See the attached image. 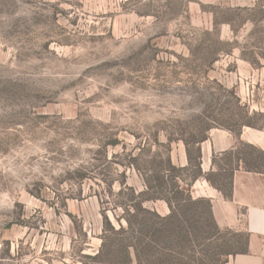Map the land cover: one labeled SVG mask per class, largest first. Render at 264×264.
Returning <instances> with one entry per match:
<instances>
[{
  "label": "rangeland",
  "instance_id": "obj_1",
  "mask_svg": "<svg viewBox=\"0 0 264 264\" xmlns=\"http://www.w3.org/2000/svg\"><path fill=\"white\" fill-rule=\"evenodd\" d=\"M245 124L264 132V0H0V264H106L89 258L104 217L125 226L150 162ZM211 162L225 186L264 173V150L238 141ZM205 203L186 264L246 241Z\"/></svg>",
  "mask_w": 264,
  "mask_h": 264
},
{
  "label": "trees",
  "instance_id": "obj_2",
  "mask_svg": "<svg viewBox=\"0 0 264 264\" xmlns=\"http://www.w3.org/2000/svg\"><path fill=\"white\" fill-rule=\"evenodd\" d=\"M252 127L250 124H245ZM207 139L202 136L196 139L191 136V141L185 140V146L188 157V166L181 167L175 165L170 156L159 159V162H150V174L142 178L144 190L139 192L134 198L138 199L131 204V211H125V226L120 225L118 228L104 217L103 220V237L98 251L91 260L103 262L106 264H186L192 261V256L185 254L186 244L191 242L190 237L196 235L192 233L185 224L194 227L193 223H198L200 214H196L199 205L206 202L209 220L212 222V229L219 232L211 214L210 201L202 198L193 199L190 194V188L199 178H205L206 181L217 189L225 199L231 198L232 192V175L233 169L229 174V180L225 186H221L215 180V173L208 175L203 174L200 167V150L194 149L195 157L190 154V145H197ZM154 142L158 145L159 141L155 138ZM157 157V154H154ZM133 167V165H132ZM247 171H253L243 167ZM191 172L189 182L183 178L184 173ZM185 183L186 188L182 186ZM132 192L134 189H131ZM144 197V198H141ZM162 201L168 208V213L164 216L156 211L143 207L144 202ZM135 220V221H134ZM195 232V230L192 228ZM174 246L175 250L171 254L168 247ZM177 249V251H176ZM246 241L243 249L240 251H225L217 249L210 253L211 264H223L231 255L245 253ZM208 254V252H207ZM223 258V259H222ZM186 261V262H185Z\"/></svg>",
  "mask_w": 264,
  "mask_h": 264
},
{
  "label": "crops",
  "instance_id": "obj_3",
  "mask_svg": "<svg viewBox=\"0 0 264 264\" xmlns=\"http://www.w3.org/2000/svg\"><path fill=\"white\" fill-rule=\"evenodd\" d=\"M242 141L264 150V132L249 127L243 128L238 137L222 130H212L207 139L199 146L200 167L203 174L210 170L216 171L211 162L213 155H221L235 148ZM184 163L173 162L175 165H188L187 151ZM231 198L223 195L212 187L204 178L196 180L191 187L194 199H208L211 214L219 229L244 232L246 234V251L231 255L223 264H264V173L247 171L238 167L232 175Z\"/></svg>",
  "mask_w": 264,
  "mask_h": 264
}]
</instances>
